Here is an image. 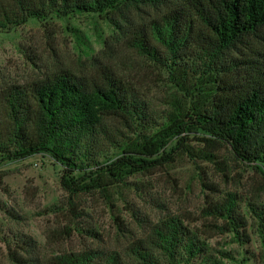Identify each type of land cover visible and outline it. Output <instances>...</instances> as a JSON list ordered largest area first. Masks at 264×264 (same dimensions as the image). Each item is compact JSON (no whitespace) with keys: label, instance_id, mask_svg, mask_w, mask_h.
I'll use <instances>...</instances> for the list:
<instances>
[{"label":"rangeland","instance_id":"1","mask_svg":"<svg viewBox=\"0 0 264 264\" xmlns=\"http://www.w3.org/2000/svg\"><path fill=\"white\" fill-rule=\"evenodd\" d=\"M166 11L121 3L0 32V92L57 71L83 78L114 72L144 105L132 126L110 121L107 136L56 140L52 147L74 164L68 174L49 152L0 158V264H57L64 254L86 252L144 264L134 251L157 264H264V161L237 158L203 129L221 80L245 70L244 58L264 54V30L245 55L233 50L210 62L188 48L162 69L130 42ZM66 174L79 182L77 192L63 186ZM230 194L242 221L228 229L208 209ZM172 219L200 240L203 253L173 261L155 251L154 228Z\"/></svg>","mask_w":264,"mask_h":264},{"label":"trees","instance_id":"2","mask_svg":"<svg viewBox=\"0 0 264 264\" xmlns=\"http://www.w3.org/2000/svg\"><path fill=\"white\" fill-rule=\"evenodd\" d=\"M121 3L168 7L149 30H141L130 42L138 55L162 69L188 48L195 47L210 62L233 50L245 55L251 40L264 30V0H0V32L53 14H103ZM257 56L244 58L246 69L236 71L230 81L221 80L220 92L204 116L203 129L243 161H264V54ZM143 110L134 86L114 72L83 78L57 71L26 86L12 85L0 92V158L27 159L49 152L68 174L74 164L52 147L56 140H78L93 133L107 136L110 121L132 126ZM67 174L63 186L77 192L79 182ZM208 210L224 218L228 229L242 221L232 194ZM152 236L155 251L173 261L182 255L191 260L204 252L200 240L174 219L157 225ZM133 254L144 264H157L148 254ZM57 264L118 262L115 255L100 258L98 252H86L64 254Z\"/></svg>","mask_w":264,"mask_h":264}]
</instances>
